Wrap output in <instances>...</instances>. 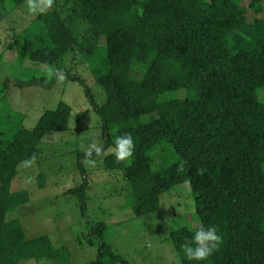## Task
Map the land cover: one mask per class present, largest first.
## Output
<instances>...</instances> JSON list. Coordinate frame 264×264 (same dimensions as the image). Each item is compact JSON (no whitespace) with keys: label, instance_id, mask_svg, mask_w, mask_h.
I'll use <instances>...</instances> for the list:
<instances>
[{"label":"trees","instance_id":"16d2710c","mask_svg":"<svg viewBox=\"0 0 264 264\" xmlns=\"http://www.w3.org/2000/svg\"><path fill=\"white\" fill-rule=\"evenodd\" d=\"M24 3L0 0V8L10 12ZM248 11L264 13V0H54L7 46L83 85L102 122L104 152L117 136L132 133L133 156L117 162L108 155L104 168L121 173L134 216L159 212L162 195L190 185L196 231L215 226L222 243L207 260L191 262L181 247L196 231L173 230L169 239L180 264H264V19L248 21ZM75 49L89 57L101 104L62 65ZM70 113L60 102L32 129L18 127L10 137L0 132V264L69 261L65 248L47 236L26 238L7 214L29 202L26 191H11L19 165L33 156L32 163L39 162L41 140L67 131ZM158 146H170L173 161L155 169L150 152ZM69 193L84 209L86 181ZM89 227L87 244L97 246V254L87 264H128L110 251L103 223Z\"/></svg>","mask_w":264,"mask_h":264},{"label":"rangeland","instance_id":"374dc122","mask_svg":"<svg viewBox=\"0 0 264 264\" xmlns=\"http://www.w3.org/2000/svg\"><path fill=\"white\" fill-rule=\"evenodd\" d=\"M5 6V10L0 8V132L10 137L18 127L32 129L42 115L54 111L60 102L71 109L68 130L48 133L41 140L39 162L19 165L11 191H26L29 202L10 210L7 219L18 220L26 238L47 236L55 248H65L70 258L64 264H87L96 258L97 246L87 244L89 226L96 223L106 226L104 239L110 251L128 264H180L169 239L173 231L169 225L180 219L177 229L199 228L190 185H178L162 195L159 212L134 216L127 206L129 191L121 173L104 168L105 158L113 154L111 149L93 157L94 163L85 159L90 142L99 140L103 144V140L101 119L93 111L83 85L67 77L58 83L51 67L19 58L16 50H7L12 37L20 35L34 17L27 13L26 3L10 12ZM256 17L264 19V13L255 15L248 11V21ZM84 29L79 24L76 30L81 43ZM96 45L102 47L104 39L99 38ZM88 59L85 50L75 49L62 65L82 80L101 104L103 93L93 81ZM6 80L10 84L1 90ZM15 81L33 83L19 87ZM150 155L155 169L173 161L170 146H158ZM84 181L83 209L78 197L69 191Z\"/></svg>","mask_w":264,"mask_h":264},{"label":"clouds","instance_id":"9594fccd","mask_svg":"<svg viewBox=\"0 0 264 264\" xmlns=\"http://www.w3.org/2000/svg\"><path fill=\"white\" fill-rule=\"evenodd\" d=\"M54 0H26V11L33 17L47 14L53 7ZM51 74L54 75L56 81L63 82L66 75L59 69H50ZM135 150V143L131 132L124 133L115 138L114 147L111 149L117 162L129 160ZM104 152L103 144L99 140H93L88 145L85 151V159L89 163H94L92 159L95 156H101ZM35 156L25 164L34 162ZM180 171H183V165L180 166ZM188 182V181H186ZM181 220L177 219L175 224L169 225L172 230L180 226ZM222 243V236L218 234V229L215 226H208L201 228L194 233L191 240L182 245L181 251L184 257L191 262H201L207 260L220 247Z\"/></svg>","mask_w":264,"mask_h":264}]
</instances>
